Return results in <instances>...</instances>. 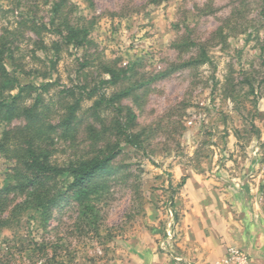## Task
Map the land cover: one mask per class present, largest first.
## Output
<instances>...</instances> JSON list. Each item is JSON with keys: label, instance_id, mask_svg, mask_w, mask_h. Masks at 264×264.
<instances>
[{"label": "rangeland", "instance_id": "rangeland-1", "mask_svg": "<svg viewBox=\"0 0 264 264\" xmlns=\"http://www.w3.org/2000/svg\"><path fill=\"white\" fill-rule=\"evenodd\" d=\"M57 4L60 16L88 29L86 45H65L42 28L52 18L61 25ZM219 28L222 35L213 36ZM189 43L202 45L206 60L171 70L197 56L198 46L183 51ZM0 49L12 54L21 85L57 84L42 95L50 124L71 101L59 95L63 87L99 88L106 96L128 88L118 104L131 109L145 139L144 150L123 145L112 172L96 179L104 186L92 197L96 226L79 219L68 193L44 227L30 211L0 227V264H136L142 233L156 239L158 251L172 248L182 179L173 180L175 170L228 164L259 173L264 184V0H0ZM4 64L10 70V61ZM103 67L126 71L125 78L100 85L109 78ZM161 73L168 74L155 78ZM94 100H81L72 140L54 139L58 163L115 140L108 133L89 139V129L108 128L113 118ZM21 124H0V135ZM12 166L0 157V190Z\"/></svg>", "mask_w": 264, "mask_h": 264}, {"label": "trees", "instance_id": "trees-1", "mask_svg": "<svg viewBox=\"0 0 264 264\" xmlns=\"http://www.w3.org/2000/svg\"><path fill=\"white\" fill-rule=\"evenodd\" d=\"M53 13L61 25H54L52 18L48 24L43 25L45 31L59 37L65 45L81 47L88 43L86 27L70 24L67 14L60 16L59 4L54 6ZM221 35L222 28L213 34L216 37ZM189 46L199 47L197 56L189 58L171 70L204 63L206 59L202 45L189 43L183 51H187ZM6 51L8 50L0 49V124H10L14 120H20L22 124L5 129L0 135V157L13 164L9 183L0 190V227L28 211L37 214L40 224L44 227L50 219L51 210L68 193L72 194L79 207V219L88 227L96 226L99 211L92 197L104 190L103 184L98 183L96 179L112 172L111 163L121 154L123 145L135 150H144V131L137 129L135 115L130 108L118 104L129 96L131 89L126 88L106 96L99 92V88L87 90L86 86L77 85L63 87L59 95L64 96L63 101L67 99L71 101L62 102L63 114L59 122L50 124L48 119L51 117V109L43 104L42 95L57 84L21 85L16 70L12 68L14 66L12 54L5 56ZM6 60L10 61V70L5 67ZM81 68H84V64ZM102 69L109 78L100 82V85H114L120 80L121 75L123 79L125 78L126 71L117 72L107 67ZM167 74L161 73L155 78ZM13 91H16L15 94L11 93ZM83 97L95 98L94 107H104L105 110H111L113 115L110 127L102 128L98 132L89 129L90 134L96 132L94 135L91 134L89 139L95 141L98 135L108 133L115 140L100 145L91 142L90 150L84 156L58 163L53 158V141L54 139L66 141L69 134H72L70 140L73 139L75 135L73 122ZM183 181L184 178L181 179L180 185ZM5 212L7 216L1 218Z\"/></svg>", "mask_w": 264, "mask_h": 264}, {"label": "crops", "instance_id": "crops-1", "mask_svg": "<svg viewBox=\"0 0 264 264\" xmlns=\"http://www.w3.org/2000/svg\"><path fill=\"white\" fill-rule=\"evenodd\" d=\"M184 178L173 200L177 215L170 251L156 239L137 238L136 264H220L228 248L242 250L249 264H264V196L259 173L227 165L173 172ZM171 183V182H170Z\"/></svg>", "mask_w": 264, "mask_h": 264}, {"label": "built area", "instance_id": "built-area-1", "mask_svg": "<svg viewBox=\"0 0 264 264\" xmlns=\"http://www.w3.org/2000/svg\"><path fill=\"white\" fill-rule=\"evenodd\" d=\"M167 239H172L170 231H167ZM220 264H249V257L242 250L231 247L227 249L226 255Z\"/></svg>", "mask_w": 264, "mask_h": 264}]
</instances>
